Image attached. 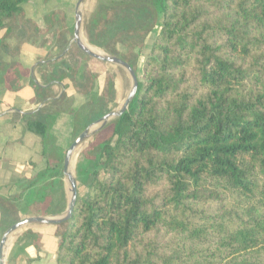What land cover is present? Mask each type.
<instances>
[{
	"label": "trees",
	"instance_id": "1",
	"mask_svg": "<svg viewBox=\"0 0 264 264\" xmlns=\"http://www.w3.org/2000/svg\"><path fill=\"white\" fill-rule=\"evenodd\" d=\"M28 1L0 0V31L15 32L17 52L48 38L23 18ZM84 31L136 73L135 50L156 39L127 112L79 157L57 264H264V0H97ZM7 35L0 73L9 79L21 70L2 59ZM90 62L101 61L75 47L36 71L43 85L68 81L85 94L79 116L93 123L104 90L94 93ZM27 126L48 130L36 119ZM52 170L65 178L64 166ZM0 210L11 227L66 206L21 208L0 196Z\"/></svg>",
	"mask_w": 264,
	"mask_h": 264
},
{
	"label": "crops",
	"instance_id": "2",
	"mask_svg": "<svg viewBox=\"0 0 264 264\" xmlns=\"http://www.w3.org/2000/svg\"><path fill=\"white\" fill-rule=\"evenodd\" d=\"M77 2L29 0L22 5L23 18L35 23L42 35H48L42 44L23 42L17 52L15 32L7 35V29L0 31V39L7 35L11 49L2 55L4 63H18L22 71L9 79L0 73V196L12 199L21 208L34 205L48 208L56 204L66 206L67 210L69 205L70 187L66 178L55 176L56 171H48V166L61 168V161L80 130L76 123L79 122V127L88 123L87 118L79 116L87 106V97L68 81L43 85L36 69L64 56L60 54V43H67ZM89 69L97 76L94 93L118 91V80L108 65L91 62ZM34 78L37 87L32 85ZM59 88L66 91L67 100L62 91L61 95L56 94ZM29 119L46 123L48 130L44 137L28 129ZM74 168L77 170L76 163ZM42 173L45 176L31 184ZM65 227V223L32 225L16 232L8 242L5 264H57L60 235ZM9 228L0 210V244Z\"/></svg>",
	"mask_w": 264,
	"mask_h": 264
},
{
	"label": "water",
	"instance_id": "3",
	"mask_svg": "<svg viewBox=\"0 0 264 264\" xmlns=\"http://www.w3.org/2000/svg\"><path fill=\"white\" fill-rule=\"evenodd\" d=\"M86 0H78L77 6H76V12H75V25L73 30V40L72 43L69 45V47L66 49V51L62 54L65 55L69 52V50L72 48L73 45H75L79 50H81L86 55L99 60L101 62L117 65L120 66L128 71L132 78V89L124 102L123 106L119 111L111 112L105 115L102 119H100L98 122L87 128L85 131H83L72 143V145L69 147L65 159H64V176L69 184L70 187V200L67 210L57 216H34L29 217L26 219H23L17 223H15L13 226H11L4 234V237L0 244V264H5V251L8 245V242L10 238L18 231L25 229L26 227L32 226V225H59L63 223H67L73 216L75 206L79 197V191H78V185H77V178L75 174L72 171V161L74 158V155L78 152V149L87 142L96 132L103 129L108 125L109 122H111L113 119L120 118L122 115H124L131 102L134 100L136 93L138 91L139 86V80L136 71L134 68L125 62L124 60L120 59L119 57L115 55L106 54L103 51L101 53L94 52L87 44L86 40H84L82 36V22H83V13L80 11L81 6L85 3ZM93 47V46H92ZM65 91V90H64ZM99 129L92 131V127L98 126Z\"/></svg>",
	"mask_w": 264,
	"mask_h": 264
},
{
	"label": "rangeland",
	"instance_id": "4",
	"mask_svg": "<svg viewBox=\"0 0 264 264\" xmlns=\"http://www.w3.org/2000/svg\"><path fill=\"white\" fill-rule=\"evenodd\" d=\"M96 4H97V0H86L85 3L80 8V11L83 13L82 36H83L84 40H86L85 42H87L89 45H90V43L88 42V40L86 38L84 28H85V25L87 23V20L89 19V16L92 14V12L95 9ZM75 12H76V9H75ZM73 18L74 19L71 22L67 43H60V46H61L60 47L61 48V53L60 54H63L66 51V49L69 47V45L72 43L73 30H74V25H75V14H74ZM149 20H150V16L147 15L146 18L144 19V21H145L144 24L145 25L148 24ZM159 22L161 23V19L158 20V25L160 26ZM156 31H158V28L156 29ZM155 39H156V33H154L153 35H150V40H149L148 44L143 49H141L140 52H139V49L135 50V53L137 55H139V59H138V63H137V74L139 75V78H142L143 65H144V62H145L146 58L150 54V51H151V48H152V45H153ZM75 47L76 46L73 45L72 48L69 50V52L72 49H74ZM101 51L102 50L99 49L100 53H101ZM102 63H104V62H102ZM105 64L108 65V67L110 69H112L113 74H114L113 76H115L116 79L118 80V91H103L102 92V94H104V95H103V99L101 100L100 105H99L100 108H99V112H98V115H97L98 119L95 120V122H93V123L85 124L86 126L82 127L81 130H78L77 135H76L77 137L83 131H85L87 128H89L90 126H92L93 124L98 122L100 119H102L108 113L119 111L121 109V107L123 106L124 102L126 101L128 95H129V93H130V91L132 89V78H131L130 74L128 73V71L126 69H124V68H122L120 66H117V65H111V64H107V63H105ZM1 75L7 76V75H5V73H3ZM61 91L63 93V97L65 98L64 100H67V97H66L67 94L65 93L66 91L61 90V88L56 89V94L61 95ZM71 104H72V102H71ZM113 120H115V119H113ZM55 122H54V124H55ZM111 122H109V123H111ZM52 125L53 124H51V126ZM99 127H101V125L92 127V131H95V130L99 129ZM106 127H104L103 129L99 130L98 132H96L87 142H85L78 149V152L76 153V158L74 160V163H76V167H77V161L79 160V157H80L81 153L84 152L86 149L89 150L90 147H92V141H94L93 143H96V139L97 140H105L110 135L111 130L107 129ZM87 146H88V148H87ZM95 146L92 147V150L96 149ZM68 149H67V151H68ZM67 151H66V153H67ZM64 159H65V157H64ZM64 159L61 161V166H64ZM85 165L88 166V163H86ZM74 167H75V165L74 166L72 165V171L75 174V176L77 177L78 173H77L76 168H74ZM86 179L87 178H85L83 175L81 176V181L82 182H84V180H86Z\"/></svg>",
	"mask_w": 264,
	"mask_h": 264
},
{
	"label": "bare ground",
	"instance_id": "5",
	"mask_svg": "<svg viewBox=\"0 0 264 264\" xmlns=\"http://www.w3.org/2000/svg\"><path fill=\"white\" fill-rule=\"evenodd\" d=\"M86 44H87V45H88V46H89L94 52L99 53V49H98V48H96V47H92V46L89 45L87 42H86ZM75 158H76V154L74 155V158H73V161H72L73 166L75 165V163H74Z\"/></svg>",
	"mask_w": 264,
	"mask_h": 264
}]
</instances>
